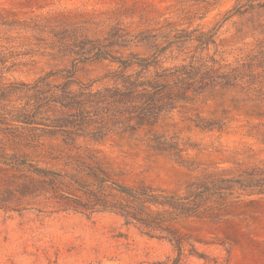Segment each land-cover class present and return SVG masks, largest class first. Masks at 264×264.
<instances>
[{"label": "rangeland", "instance_id": "374dc122", "mask_svg": "<svg viewBox=\"0 0 264 264\" xmlns=\"http://www.w3.org/2000/svg\"><path fill=\"white\" fill-rule=\"evenodd\" d=\"M133 56L225 75L134 131L126 105L98 98L121 74H155L117 61ZM69 69L76 83L65 85ZM65 92L82 96L80 112L57 102ZM197 112L222 128L195 127ZM154 134L187 149L182 158L152 150ZM93 156L128 185L181 196L213 185L200 214L170 223L186 243L180 264H264V0H0V264L178 256L165 232L74 209Z\"/></svg>", "mask_w": 264, "mask_h": 264}, {"label": "trees", "instance_id": "16d2710c", "mask_svg": "<svg viewBox=\"0 0 264 264\" xmlns=\"http://www.w3.org/2000/svg\"><path fill=\"white\" fill-rule=\"evenodd\" d=\"M199 41L203 42L204 40ZM117 61L123 68L138 66L148 73H152L151 67L156 68L155 74L151 78L140 75L141 72L136 77L132 74H121L122 86L106 88L107 94H99L98 96L100 100L109 99L114 104L126 105V111L129 114L128 120L134 121L132 127L134 131L155 126L159 121V114L163 111L164 105L198 101L201 96L206 95L207 88L211 84L214 85L218 79H223V75H225L219 70H203L194 64H182L181 66L162 67L160 69L157 68V56H152V58L133 56ZM63 72H65L63 74L66 79L65 85L76 83L74 70H63ZM41 81L37 80V84L39 85ZM220 83L232 85L226 80ZM88 96L94 97V94ZM57 102L69 110L77 109V112L82 110L84 104L82 96L71 92H65L63 98ZM72 115L77 117L75 114ZM191 121L195 127L202 130H211L215 127L222 128L212 118L204 117L200 112H197V117ZM55 123H57L55 124L57 127L68 126L64 122H59L58 119ZM70 125L75 124L71 123ZM148 146L156 152L174 154L179 158H182V153L187 150L181 147L179 143L170 142L158 134H154L149 139ZM92 160L93 162L88 166L89 171L87 172L91 181L80 186L86 198L75 196L73 200L76 203V208L74 209L82 208L92 212L109 210L123 217L127 224H140L151 232H165L166 234L160 237L168 240L178 251V256L171 261L169 259L165 264H180L186 243L170 223L179 217L200 214L203 200L213 193V185L201 184L197 188V192L181 196L142 180L133 185L122 183L115 178L113 171L105 165L101 158L93 156ZM32 172L43 173V170L36 168ZM53 181L56 184L57 180L53 179ZM220 189L232 188L229 186L217 187V190ZM210 208L212 207L209 205L208 209Z\"/></svg>", "mask_w": 264, "mask_h": 264}]
</instances>
